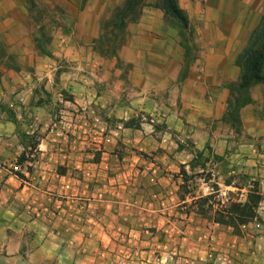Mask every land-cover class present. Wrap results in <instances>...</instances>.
<instances>
[{
	"label": "crops",
	"instance_id": "obj_1",
	"mask_svg": "<svg viewBox=\"0 0 264 264\" xmlns=\"http://www.w3.org/2000/svg\"><path fill=\"white\" fill-rule=\"evenodd\" d=\"M254 1L196 0L189 33L148 9L120 63L65 45L53 53L66 64L62 94L39 92L57 68L48 58L1 80L0 264H264V82L245 91L236 122L227 115L263 16L255 6L247 20ZM95 7L78 18L79 39L85 27L101 33ZM19 131L38 140L32 163L16 164ZM192 151L219 158L207 163L218 185L239 174L258 183L261 230L235 235L181 210L176 176Z\"/></svg>",
	"mask_w": 264,
	"mask_h": 264
},
{
	"label": "rangeland",
	"instance_id": "obj_2",
	"mask_svg": "<svg viewBox=\"0 0 264 264\" xmlns=\"http://www.w3.org/2000/svg\"><path fill=\"white\" fill-rule=\"evenodd\" d=\"M126 0H0V82L11 72L32 73L33 65L40 60L48 58L47 63L54 62L56 71L52 72L51 83L46 92L43 87L39 92L45 95L63 93L57 89L59 84V75L61 70L66 69L65 63L56 58L53 53L65 45H79L89 48L91 52L100 53L103 57L116 59L120 63V53L126 46L127 35H129V25L134 23L144 11L148 9L160 10L159 0H141L140 3L131 11L126 12L124 16L121 13L124 10ZM196 0H177V6L187 17L196 13L194 3ZM203 5L204 0H198ZM254 3V4H253ZM251 5H245L247 8V20L249 22L255 18V13L251 9L258 7V13L263 15L255 31L260 26L264 18V0H255ZM100 4L102 10V21L100 23L101 33L92 37V32L87 30L79 34L77 24L78 18L83 12L93 10ZM230 5V2H229ZM256 6V7H255ZM97 10V7H95ZM197 13H201L198 11ZM252 13V14H250ZM258 20L259 17H256ZM257 22V21H256ZM167 27L173 30H181L189 33L193 30L192 25L187 19V28L182 29L179 22L167 17ZM78 31V32H77ZM184 36V35H183ZM186 36V35H185ZM39 85L40 82H39ZM44 85V84H43ZM53 88V90H51ZM57 106L54 107L56 109ZM12 109V108H11ZM208 160L215 162L219 159L208 156ZM211 166L206 167L203 178H211L207 182L208 187L213 191V187L219 188L222 197H226L228 192L236 193V188L225 187L221 180L217 179L215 173L211 171ZM201 172L200 169H197ZM225 169L222 170V173ZM214 174V175H213ZM225 175V174H223ZM203 178H197L198 183L195 194H203L205 185H201ZM225 178H232L233 182L239 186L248 188L249 184L239 175H226ZM246 192V188H244ZM190 201V200H189ZM260 206V205H259Z\"/></svg>",
	"mask_w": 264,
	"mask_h": 264
},
{
	"label": "trees",
	"instance_id": "obj_3",
	"mask_svg": "<svg viewBox=\"0 0 264 264\" xmlns=\"http://www.w3.org/2000/svg\"><path fill=\"white\" fill-rule=\"evenodd\" d=\"M141 0H126L122 16L126 12H131ZM160 8L166 17H170L180 23L182 29L187 28V19L183 11L177 6V0H159ZM242 74L237 85V89L241 92L237 99L229 104L227 115L233 122H236L239 109L248 102L245 91L253 85L264 82V18L258 29L254 32L249 46L243 53L241 58ZM132 122H127L125 127H132ZM19 138L23 147V152L16 161L17 165L24 163H32L34 160L33 153L37 148L38 140L34 135L24 134L19 131ZM193 159L189 162V170L185 166H180L176 177L181 179V184L178 189V198L180 201L179 207L181 210L189 214L200 216L203 219L218 224L223 227L231 228L235 235L241 234V227L251 224L252 222L260 221L257 210L261 203L262 196L260 194L258 183L251 180L247 176H242L249 187L239 186L235 184L232 178H225L223 185L225 187L236 188V193L228 192L226 197H222L218 187H213V192L206 195H196L195 191L198 183L197 178H203V173L206 171L208 157L204 152L192 151ZM219 159L217 156H215ZM200 169L201 172H198ZM30 170V168H27ZM14 174L21 180L25 181V177L19 172ZM211 178H203L204 183H207ZM246 188L245 199L239 200V195ZM190 200V201H189Z\"/></svg>",
	"mask_w": 264,
	"mask_h": 264
},
{
	"label": "built area",
	"instance_id": "obj_4",
	"mask_svg": "<svg viewBox=\"0 0 264 264\" xmlns=\"http://www.w3.org/2000/svg\"><path fill=\"white\" fill-rule=\"evenodd\" d=\"M94 122H98V118L97 117H95ZM109 142H110V138L109 137H106V138H102L100 141H93V145H95L94 146L95 148H97L98 150H100L104 144L109 143ZM200 184L201 185H205V188L203 190L204 192H203L202 195H206V194H208L210 192H213L210 187L206 186L207 183H204L203 179L200 181ZM245 193L246 192H244V190H242L240 192V195H239V198L238 199L241 200V201L244 200L245 199ZM247 227H250L253 230H258L259 231V230L262 229V224H261L260 221H256L255 220L251 224H248L246 226H242L241 229H246ZM224 258L227 259V256H224ZM220 264H226L225 259H222L221 262H220Z\"/></svg>",
	"mask_w": 264,
	"mask_h": 264
}]
</instances>
